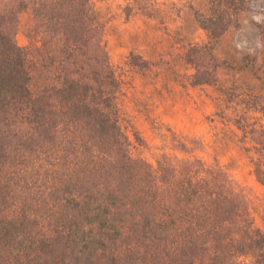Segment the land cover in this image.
Listing matches in <instances>:
<instances>
[{
    "label": "trees",
    "instance_id": "obj_1",
    "mask_svg": "<svg viewBox=\"0 0 264 264\" xmlns=\"http://www.w3.org/2000/svg\"><path fill=\"white\" fill-rule=\"evenodd\" d=\"M259 1L209 0L193 85L218 80L229 30L262 26ZM104 30L92 0H0V264H264V230L220 164L132 153ZM237 122L264 186V125Z\"/></svg>",
    "mask_w": 264,
    "mask_h": 264
},
{
    "label": "rangeland",
    "instance_id": "obj_2",
    "mask_svg": "<svg viewBox=\"0 0 264 264\" xmlns=\"http://www.w3.org/2000/svg\"><path fill=\"white\" fill-rule=\"evenodd\" d=\"M104 23L111 63L121 82V123L136 157L156 164L163 155L220 164L248 199L264 230V186L257 179L237 120L264 125V9L219 41L215 83L193 85L192 45L208 42L198 21L209 0H92ZM16 39L27 45L24 26ZM137 57L139 66L131 63ZM146 65L147 67H143ZM259 95V96H258ZM264 101V100H263ZM262 107V108H261Z\"/></svg>",
    "mask_w": 264,
    "mask_h": 264
}]
</instances>
